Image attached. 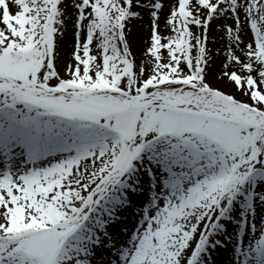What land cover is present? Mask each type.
Listing matches in <instances>:
<instances>
[{"label":"snow or ice","instance_id":"6c2138e0","mask_svg":"<svg viewBox=\"0 0 264 264\" xmlns=\"http://www.w3.org/2000/svg\"><path fill=\"white\" fill-rule=\"evenodd\" d=\"M0 264H264V0H0Z\"/></svg>","mask_w":264,"mask_h":264},{"label":"bare ground","instance_id":"6f19581e","mask_svg":"<svg viewBox=\"0 0 264 264\" xmlns=\"http://www.w3.org/2000/svg\"><path fill=\"white\" fill-rule=\"evenodd\" d=\"M166 5L167 3L170 2V0H165ZM163 27V26H161ZM133 32V51L136 54V57H138V60L141 58L140 55V49L143 47L142 41L138 37H146V34L148 32V25L147 21L145 20L143 23H136L132 29ZM222 33L220 32L219 28L217 25H214L213 28L210 30L209 33V42H208V47L213 49V52L215 53L216 48H221L223 44L226 43L227 38L224 37L223 40L221 39ZM72 25L71 22L68 24V32L65 37V43H64V48L66 49L68 45L72 43ZM245 39H247V36H245ZM222 54V53H221ZM216 65L213 66L215 69ZM127 217L128 221H131L133 219L131 215V210L126 211L124 214ZM217 258L223 259L219 254H217Z\"/></svg>","mask_w":264,"mask_h":264},{"label":"rangeland","instance_id":"374dc122","mask_svg":"<svg viewBox=\"0 0 264 264\" xmlns=\"http://www.w3.org/2000/svg\"><path fill=\"white\" fill-rule=\"evenodd\" d=\"M137 60H138V57H137Z\"/></svg>","mask_w":264,"mask_h":264}]
</instances>
